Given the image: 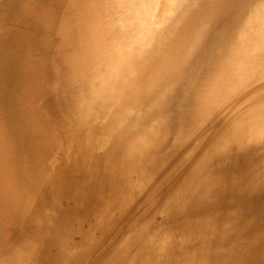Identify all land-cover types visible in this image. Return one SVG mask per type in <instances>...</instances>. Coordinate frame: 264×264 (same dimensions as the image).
Segmentation results:
<instances>
[{
  "label": "bare ground",
  "instance_id": "obj_1",
  "mask_svg": "<svg viewBox=\"0 0 264 264\" xmlns=\"http://www.w3.org/2000/svg\"><path fill=\"white\" fill-rule=\"evenodd\" d=\"M1 55L46 162L11 169L0 122V264H264V0H0ZM164 74L165 136L135 137Z\"/></svg>",
  "mask_w": 264,
  "mask_h": 264
},
{
  "label": "rangeland",
  "instance_id": "obj_2",
  "mask_svg": "<svg viewBox=\"0 0 264 264\" xmlns=\"http://www.w3.org/2000/svg\"><path fill=\"white\" fill-rule=\"evenodd\" d=\"M163 27H165V22L164 25H162ZM31 29L33 28L30 25ZM28 29H30L29 27H24V31H27ZM158 32L160 33L161 30H158ZM157 34V36H153V43H152V47H151V51L148 53V55L146 56V58L144 59V61L139 65L138 68V72L139 75L142 73V70L145 68V66L147 65V63L151 60L154 61V59L156 58V56L158 55V58L160 57V59L162 60V57L164 54V50H165V32L160 35ZM13 37L16 38V36H12V40ZM25 37V36H24ZM8 42V43H7ZM5 42L4 45H2V55L6 52V47H14L13 42L7 41ZM10 42V43H9ZM32 46V45H31ZM16 53V52H15ZM2 55L0 56V62L4 61L5 58L2 57ZM4 56V55H3ZM160 59H158L159 64H160ZM23 81L25 82V85L21 86L20 90H16L15 89V84H14V80H11V84H7L8 89L11 91V101L12 103H16L18 105V108H22L24 109L22 111V113L20 112V116H16L15 115H11L9 112H12L13 110L15 111L16 105L14 104V107H6L7 111H3L2 114H0V122L2 125H4L5 123L8 124L13 131L11 132V136L13 138L15 144H18L17 146L13 145V150L16 151V154L13 152L12 155H15L14 157H11L9 150H6L7 152V162L6 164L8 166L11 167V169L14 168H19L20 170H22L23 168V164L22 162L24 161H29V163L31 164V168L37 165V170H40V167L45 166V163H42L43 161L46 162V160H42L40 159L41 157L39 156L38 158H36V154L32 153V156L29 160V157L26 158L28 156L27 154V147L29 146V140L25 137V135L23 136V132H22V128L21 125H23L24 122H27L28 118L35 113V110L33 108H30L27 104L26 100H23L24 97H22V95L30 91H37L38 89L34 88V85H31V80H30V76L27 74L22 73L21 75ZM160 84L156 87L152 86V88H150L151 90V94H152V98L151 100L148 101L147 105L145 104L143 106V113H141L140 117L138 118V116L135 118V137H139L141 135H143V131H144V123H146L148 126H153L155 127L156 130V135H155V140L159 139L160 141L162 140V138L165 136V116H166V111H165V90L166 89H171V87L173 86V84H168L165 85V74L162 76L161 80L159 81ZM140 85V84H139ZM30 102V101H29ZM171 105H173L174 103L171 102ZM8 106V105H5ZM4 123V124H3ZM2 131V130H1ZM10 134V133H9ZM2 135H3V131H2ZM4 136V135H3ZM12 138L8 135L5 136V142H7V140H11L12 142ZM158 141V143L160 142ZM157 144V143H156ZM25 152V153H24ZM44 153H47L49 155V151L48 150H43L42 151V155ZM10 160V163H9ZM15 166V167H14ZM3 169V168H2ZM151 170V169H150ZM180 170L177 172V174H181L179 173ZM157 178V177H156ZM0 180L2 182V186L3 188L5 187V183L3 180V176L0 174ZM156 180V179H155ZM163 189H161L162 191Z\"/></svg>",
  "mask_w": 264,
  "mask_h": 264
}]
</instances>
